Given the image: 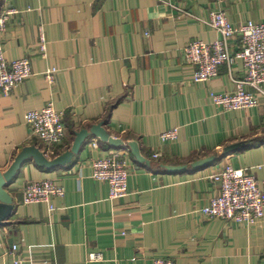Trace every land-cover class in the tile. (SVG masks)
<instances>
[{
    "label": "crops",
    "instance_id": "0c3cea01",
    "mask_svg": "<svg viewBox=\"0 0 264 264\" xmlns=\"http://www.w3.org/2000/svg\"><path fill=\"white\" fill-rule=\"evenodd\" d=\"M214 10L224 11L236 29L264 23V0H0V14L13 12L3 36L5 58L28 59L32 68L10 96L0 94V170L26 146L43 150L25 115L49 103L67 128L50 159L71 149L75 133L104 122L112 137L137 141L151 162L118 150L130 168L128 195L111 200L109 185L95 180L89 162L117 150L95 136L65 167L48 171L29 160L7 187L14 213L0 227V264H12L14 246L31 264H264V218L246 226L200 215L219 192L207 176L225 166L264 180L257 168L264 165V93L246 87L257 93L258 106L224 111L210 95L236 91L242 62L194 83L196 67L182 57L191 42L221 38L209 25ZM42 34L46 57L39 52ZM240 40L237 34L231 41L234 51ZM49 69L58 70L53 85L45 78ZM175 128L177 141L160 140ZM226 151L210 166L192 168ZM44 180L65 189L54 212L22 204L24 188ZM94 253L102 259L92 261Z\"/></svg>",
    "mask_w": 264,
    "mask_h": 264
},
{
    "label": "built area",
    "instance_id": "2783aa9c",
    "mask_svg": "<svg viewBox=\"0 0 264 264\" xmlns=\"http://www.w3.org/2000/svg\"><path fill=\"white\" fill-rule=\"evenodd\" d=\"M12 11L0 14V94L10 96L13 90L32 76L31 63L28 59L8 61L5 58L4 34L12 15ZM209 25L216 30L221 38L213 42L194 41L183 50L182 57L187 64L196 67L193 82H207L219 74L222 66L232 67L237 61L242 62L245 75L235 81L236 91L232 94L212 93L210 98L214 106L224 111H238L255 108L259 104L257 93L246 91V87L254 88L258 94H263L264 86V23L248 22L234 28L227 14L222 10L210 13ZM240 34L238 49L234 51L231 41ZM47 40L42 34L39 52L46 57ZM58 70L49 69L45 78L53 85ZM63 113L58 111L53 103L47 104L42 110L27 112L26 122L30 127L31 138L42 144V151L48 158L55 157L56 147L63 144L67 128L63 121ZM179 138L177 128L160 134L162 142H175ZM98 149V143L92 144ZM158 154L154 158H158ZM93 177L97 181L106 182L110 189L111 200H121L128 195V178L130 168L127 158L118 151H111L89 162ZM264 170V165L258 166ZM219 186L218 195L210 200L208 206L200 210L205 220L221 219L238 225H253L264 218V180L258 179L242 169L231 165L221 171L207 176ZM65 196V189L51 181H35L29 183L23 191V205L45 204L50 212L56 210L53 201ZM17 246L11 253L12 264H31L28 260L16 254ZM92 261L102 259L101 254H91ZM154 264H175L169 259H158Z\"/></svg>",
    "mask_w": 264,
    "mask_h": 264
},
{
    "label": "water",
    "instance_id": "95a60500",
    "mask_svg": "<svg viewBox=\"0 0 264 264\" xmlns=\"http://www.w3.org/2000/svg\"><path fill=\"white\" fill-rule=\"evenodd\" d=\"M104 125V122H101L99 124L93 125L90 129H84L75 133V140L71 149L53 159L48 158L44 154V152L36 145L26 146L17 154L13 163L6 172H2L0 170V227L4 226L6 221L11 218L14 213V199L8 193L7 187L11 185L13 181L18 177L19 172L29 160H32L37 167L43 168L48 171L59 167H65L71 164L74 157L80 153L82 148L85 146L86 140L90 136H95L102 142L108 143L117 151H130L132 156L137 160L138 163H151L141 154L137 141L124 142L122 139L114 138L105 129ZM232 150H235V148L229 149L228 152ZM226 153L227 151L219 157L214 156L197 161L192 164V168L200 169L210 166L212 163L216 162L217 159L225 156ZM165 168L170 172L185 170V167L165 166Z\"/></svg>",
    "mask_w": 264,
    "mask_h": 264
}]
</instances>
